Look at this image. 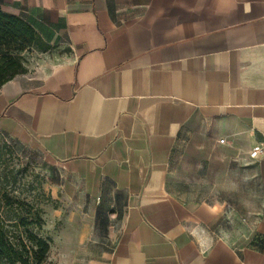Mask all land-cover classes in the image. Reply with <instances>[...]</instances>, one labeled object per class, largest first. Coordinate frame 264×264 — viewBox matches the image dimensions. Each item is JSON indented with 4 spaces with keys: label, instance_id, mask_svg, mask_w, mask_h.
<instances>
[{
    "label": "crops",
    "instance_id": "1",
    "mask_svg": "<svg viewBox=\"0 0 264 264\" xmlns=\"http://www.w3.org/2000/svg\"><path fill=\"white\" fill-rule=\"evenodd\" d=\"M0 7L44 48L0 89V138L37 152L75 210L68 264H264V0ZM203 144L262 149L256 218L247 190L244 223L237 199L212 198L211 164L193 197Z\"/></svg>",
    "mask_w": 264,
    "mask_h": 264
},
{
    "label": "rangeland",
    "instance_id": "2",
    "mask_svg": "<svg viewBox=\"0 0 264 264\" xmlns=\"http://www.w3.org/2000/svg\"><path fill=\"white\" fill-rule=\"evenodd\" d=\"M42 51L39 47L29 48L22 53L23 63L28 71L29 67L35 68L37 61L41 57ZM1 144L5 143L6 158L10 159L11 168L17 173V183L10 185L15 195L21 199L32 201L36 196L44 211L45 227L42 235L52 243L51 252L47 264H68L69 256H66L64 250L68 245V237L71 234L69 224L76 221L77 216L69 200L65 198L58 186V181L52 176L53 171L45 165L41 156L28 148H21L11 145L0 138ZM222 143L224 142L221 141ZM222 145V147H221ZM225 148V144H220L216 150L212 145L203 144L192 158L190 167L186 170V179L189 185L195 187L192 191L193 197H197L196 190L199 176H203L206 167L211 164L212 174L206 180L215 182L216 185L223 186L226 192L216 190L212 192V198H229L238 200V218L244 223L245 208L240 204L246 196L251 198L248 213L251 217L256 218L259 210V190L256 181V160L246 161L238 157L240 149L245 146H238L234 151ZM233 152H237L236 154ZM252 154V153H251ZM211 161V162H209ZM199 167L202 171L199 173ZM204 178L200 181L203 183ZM237 190V194L230 193V190ZM181 196H190L181 194ZM208 196V195H206ZM72 232V231H71Z\"/></svg>",
    "mask_w": 264,
    "mask_h": 264
},
{
    "label": "trees",
    "instance_id": "3",
    "mask_svg": "<svg viewBox=\"0 0 264 264\" xmlns=\"http://www.w3.org/2000/svg\"><path fill=\"white\" fill-rule=\"evenodd\" d=\"M35 47L44 51L35 30L0 7V89L27 73L22 53ZM5 146L0 142V264H47L52 243L42 235L43 208L36 196L29 202L10 189L18 177Z\"/></svg>",
    "mask_w": 264,
    "mask_h": 264
},
{
    "label": "built area",
    "instance_id": "4",
    "mask_svg": "<svg viewBox=\"0 0 264 264\" xmlns=\"http://www.w3.org/2000/svg\"><path fill=\"white\" fill-rule=\"evenodd\" d=\"M261 152H262V149L259 148V147H257V148H255V149L253 150V152H252V154H251V157H252L253 159H256V158L261 154Z\"/></svg>",
    "mask_w": 264,
    "mask_h": 264
}]
</instances>
